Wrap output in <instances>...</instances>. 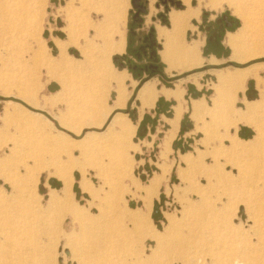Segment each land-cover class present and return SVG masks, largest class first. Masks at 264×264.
<instances>
[{
  "label": "rangeland",
  "instance_id": "obj_1",
  "mask_svg": "<svg viewBox=\"0 0 264 264\" xmlns=\"http://www.w3.org/2000/svg\"><path fill=\"white\" fill-rule=\"evenodd\" d=\"M155 1L141 28L161 13L170 26L178 13L187 46L204 45L218 17L234 24L220 38L228 60L213 67L222 71L170 68L204 85L187 100L207 99L194 103L195 121L185 115L172 148L165 126L143 136V121L135 133L141 82L114 61L125 52L130 0H0V264H180L192 251L200 264H264V0H181L183 11ZM187 16L201 29L186 39ZM157 84L139 89L144 107L164 94ZM63 175L72 180L66 206L82 211L85 226L50 203Z\"/></svg>",
  "mask_w": 264,
  "mask_h": 264
},
{
  "label": "crops",
  "instance_id": "obj_2",
  "mask_svg": "<svg viewBox=\"0 0 264 264\" xmlns=\"http://www.w3.org/2000/svg\"><path fill=\"white\" fill-rule=\"evenodd\" d=\"M193 8H195V6H193ZM190 15H191V13H190ZM189 18L190 17L187 16L186 21L191 20ZM169 20H170V23L173 22V25H174L173 31L171 33H169V30H165L164 28H160V27H163L162 24L161 25L158 23L155 24L156 30H157L158 41L162 44V46H163V43L165 44V46H164L165 50L164 51L161 50V52L163 51L161 57L163 56L162 61L166 65V73L168 74L169 77H172L175 74L179 75V74H182L184 72H187L185 70L191 71L190 69H192V68H193L192 70H194L195 68H200V67L203 68V72H201L202 75L211 74L212 72L216 75L217 71H222L220 69L214 68L213 66H216L218 64L220 65L222 63H225L228 60L224 56V52L226 50V47H224V46H226V41L220 42V44L218 46L209 44V42H208L209 36H207V38L205 39L204 45H203L202 39L201 40L192 39L191 41H189L187 39L188 31L192 30V32L195 34L196 29L198 30V32H200L199 29H201L199 27V25L197 27L195 26V22L193 23V21H195V18H193L190 21V27L186 31V39H187V42L190 43V45L187 46V44L184 41V35H185L184 31L186 28L185 27L186 24H184L182 22V17H180V15H178V13L174 14L171 12ZM186 21H185V23H187ZM158 28H160L161 30L163 29L161 32H162V35L164 36V40L159 38V29ZM194 41H195V44L193 43ZM196 41H199L201 44V46H200L201 56L203 58V63L197 67H195V66L199 63L200 52H199L198 42H196ZM202 45L204 48H206V46H208V48L213 50L211 52V54H208L207 56L204 57ZM190 50H192V54H190ZM195 50H196V52H195ZM161 52H160V54H161ZM165 54L167 57H165ZM231 56H232V58H229L230 62L231 61L238 62L237 60L233 59V50H232ZM175 67H177V69L184 71V72H179V71H177V69L173 70ZM170 68H173V69H170ZM195 78H196L195 73H193V74H191L185 78L179 79L178 81L182 82V89L183 90L177 89V87H176L177 84H175L173 88H168L165 85L158 87V84H157V87L160 90H165V91H164V94H161L157 98V100L155 101V104L152 105L151 107H144L143 106V104L140 100V97H138V91H139L138 90L137 95L134 99L135 104L139 105L137 107L138 110H136L137 112L136 111L134 112V115L138 116V120H137L138 122H137V125H135V127H136L135 133H137L138 129L140 127H142L141 123L143 121H145L147 123L146 127L144 126L143 128H141V134L143 136L144 135L151 136V135H154L158 132H161L160 127L165 126L167 131L164 133L166 135L169 134V136H170V134L172 132H174V137L171 141V148H172L174 146L175 139L178 137V133H179L180 127H181V122L185 118V115L190 113V118L193 121H195L194 115L198 113L200 106H198V104H194V103L199 101V100L206 99V98L202 97L200 99L191 98V99L187 100L186 95L192 94V93L195 94L196 93L195 89L199 90V88L204 87L203 84H200L201 86L199 87L197 84L198 82H195ZM184 84H187V85L184 86ZM159 85H160V83H159ZM137 86H138V83H135V85L132 87L131 91H129L130 96H129L128 101H127L125 106H127V104H129L128 102L131 100V98L134 97ZM170 90L173 91L174 93L176 92V90H180V92L182 93V97L180 99H178L175 96H171V97L166 96L165 92H169ZM245 105H246V103H245ZM182 106H183L184 110L182 109ZM202 106H201V108H202ZM131 107H133V103H131ZM143 108H145L146 110H144ZM181 112H182V114H181ZM177 116H179L180 118H179V123L177 125V128L175 129L174 126L172 125V121L176 120ZM175 144H177V143H175Z\"/></svg>",
  "mask_w": 264,
  "mask_h": 264
},
{
  "label": "flooded vegetation",
  "instance_id": "obj_3",
  "mask_svg": "<svg viewBox=\"0 0 264 264\" xmlns=\"http://www.w3.org/2000/svg\"><path fill=\"white\" fill-rule=\"evenodd\" d=\"M133 11L131 14V22L129 27V35L127 37V44L125 52L117 55L118 65L123 64L121 67L128 70H131L132 76L141 84L139 89L147 81H151L155 78H161L164 82V85H174V82L178 81L180 77L175 74L172 77H169L166 73L165 63L162 61L161 50H163L162 44L158 41L157 30L155 24L160 21V23H166L168 20V14H159L157 17L152 18V27L149 28V31L145 32L142 26L146 24V18L150 16L151 2L150 0H130ZM164 7L169 8L170 5H173L178 8V10L183 11L185 5L181 0H158ZM157 2H154V7H160ZM195 6V1L192 2ZM171 13V12H170ZM169 13V19H170ZM223 15L218 17L216 20V26L211 29L207 26L206 30L209 32L208 42L210 45L218 46L220 44V38L225 31L233 27L232 20L227 16ZM226 17V18H225ZM221 20V22H218ZM170 21V20H169ZM227 22H232L231 26L227 25ZM163 26H166L163 24ZM166 27H171L166 26ZM218 30L216 38L213 41H210V37ZM170 88V87H169ZM138 89V90H139Z\"/></svg>",
  "mask_w": 264,
  "mask_h": 264
},
{
  "label": "bare ground",
  "instance_id": "obj_4",
  "mask_svg": "<svg viewBox=\"0 0 264 264\" xmlns=\"http://www.w3.org/2000/svg\"><path fill=\"white\" fill-rule=\"evenodd\" d=\"M79 1H81V2H83V1H85V0H79ZM118 1H120V3L122 2V0H118ZM117 7V6H116ZM109 8H110V10H111V13L112 12H116V9L114 8V6L113 5H109ZM117 15H118V17H119V15H120V9H119V7L117 8ZM118 17L116 16V15H114L113 16V20L114 21H118ZM184 26V25H183ZM123 27V26H122ZM184 30V29H183ZM182 36V35H181ZM71 43V42H70ZM69 45V44H68ZM112 49L113 48H111V53L113 52L112 51ZM119 50H120V48H118ZM254 57V56H253ZM60 64L59 65H62L65 61H66V57L62 54V56H61V58H60ZM224 78V76H221V79H220V84H221V86L224 84V82L225 83H229V82H227L225 79L226 78ZM226 77V76H225ZM243 78H245V76H242ZM119 80V79H118ZM231 80V79H230ZM229 80V81H230ZM120 87V86H119ZM150 87V86H149ZM147 89V88H146ZM144 90H145V88H144ZM149 90V89H148ZM147 90V91H148ZM141 93H142V91H141ZM153 93V92H152ZM145 94V93H144ZM142 97H143V94H142ZM123 98V97H122ZM99 101V100H98ZM100 102V101H99ZM223 110L225 109V105H224V107L221 105L220 106ZM219 107V108H220ZM229 110V109H228ZM251 110V109H250ZM252 110H254V109H252ZM118 120V119H117ZM98 125V124H97ZM113 125V124H112ZM116 130V129H115ZM80 132V131H79ZM111 132V131H110ZM258 132H259V138L261 137V131H260V129H258ZM93 135V134H92ZM94 139V138H93ZM82 143V142H81ZM79 144V143H78ZM84 146V145H83ZM79 149V148H78ZM75 153V152H74ZM84 175V174H83ZM84 177V176H83ZM82 177V178H83ZM61 178H62V180H63V182H64V185H65V189H64V191H63V193L60 195V194H57V193H53L52 194V196H51V202L50 203H57V205L58 206H60L61 208L63 207L64 209H66L67 211H68V214L69 215H71V217H72V219L74 220V222L75 223H78L80 226H85L86 225V217H85V215H83V213H81L80 211H79V209L77 208H72V207H68V206H66L67 205V200H68V198H69V192H70V186H71V182H72V180L70 179V177H68V176H66V175H63V176H61ZM104 180V179H103ZM102 180V181H103ZM25 180H23V182H24ZM26 182V181H25ZM106 184V183H105ZM82 185H83V187L82 188H84V190L85 191H90L91 193L93 192V187H92V185L90 184V182L89 181H86V180H84L83 182H82ZM153 186V185H152ZM82 207H80V209H81ZM130 220H133V222H135V224H140V223H142L143 222V217L141 216V215H136V216H134V217H132V216H130V218H129ZM170 227H173V225H174V220L173 219H170ZM170 234V230L169 231H167V234L166 235H169ZM154 237V239H156L157 240V243H158V247L159 248H162L163 247V238H160L158 235H153ZM202 259H203V257L202 256H199V255H197L196 256V258H195V251H192V252H190L189 253V255H188V258H183V262H179L180 264H200L201 262H203L202 261ZM63 262V261H62ZM64 264H65V262H64Z\"/></svg>",
  "mask_w": 264,
  "mask_h": 264
},
{
  "label": "water",
  "instance_id": "obj_5",
  "mask_svg": "<svg viewBox=\"0 0 264 264\" xmlns=\"http://www.w3.org/2000/svg\"><path fill=\"white\" fill-rule=\"evenodd\" d=\"M227 17V16H226ZM225 17V18H226ZM218 22H221V20H219ZM227 25L228 26H231L232 25V22H227ZM218 33V30H216V32L210 37V41H213V40H215V38H216V34ZM114 61L116 62V61H118V58L117 57H115L114 58ZM120 66L122 67L123 66V64H120Z\"/></svg>",
  "mask_w": 264,
  "mask_h": 264
},
{
  "label": "trees",
  "instance_id": "obj_6",
  "mask_svg": "<svg viewBox=\"0 0 264 264\" xmlns=\"http://www.w3.org/2000/svg\"><path fill=\"white\" fill-rule=\"evenodd\" d=\"M243 133H241V135H242Z\"/></svg>",
  "mask_w": 264,
  "mask_h": 264
}]
</instances>
